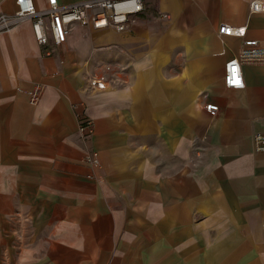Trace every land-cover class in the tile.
Wrapping results in <instances>:
<instances>
[{
    "label": "crops",
    "instance_id": "obj_1",
    "mask_svg": "<svg viewBox=\"0 0 264 264\" xmlns=\"http://www.w3.org/2000/svg\"><path fill=\"white\" fill-rule=\"evenodd\" d=\"M250 1L142 0L124 31L75 24L57 46L29 21L0 32V264H264V64L223 85L243 40L264 47Z\"/></svg>",
    "mask_w": 264,
    "mask_h": 264
},
{
    "label": "built area",
    "instance_id": "obj_2",
    "mask_svg": "<svg viewBox=\"0 0 264 264\" xmlns=\"http://www.w3.org/2000/svg\"><path fill=\"white\" fill-rule=\"evenodd\" d=\"M249 9L251 12H263L264 0H251ZM142 10V0H82L70 4H60L58 0H45L42 7L37 6L35 0H15L13 13L0 14V32L10 31L19 23L29 21L33 36L39 45L44 46L51 41L57 46L66 41L67 34L75 24L90 25L94 30L110 28L124 31ZM218 34L243 38L245 27L221 24L218 27ZM244 63L264 64V47L256 39L243 40L239 55L225 63L223 85L226 88H244L241 68ZM105 82L106 77L103 75L87 79L90 89H103ZM25 92L31 104L39 103L38 86L35 85ZM204 107L208 111L217 110V106L212 103H206ZM77 131L80 139L87 141L93 131L92 120L86 116H78ZM253 142L255 151H264V132L254 133ZM84 159L87 164L100 167L98 152L95 149L88 148ZM97 180L102 181L101 178Z\"/></svg>",
    "mask_w": 264,
    "mask_h": 264
}]
</instances>
